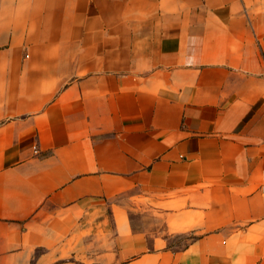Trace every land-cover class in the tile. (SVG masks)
Wrapping results in <instances>:
<instances>
[{
  "label": "crops",
  "instance_id": "crops-1",
  "mask_svg": "<svg viewBox=\"0 0 264 264\" xmlns=\"http://www.w3.org/2000/svg\"><path fill=\"white\" fill-rule=\"evenodd\" d=\"M0 264H264V0H0Z\"/></svg>",
  "mask_w": 264,
  "mask_h": 264
}]
</instances>
